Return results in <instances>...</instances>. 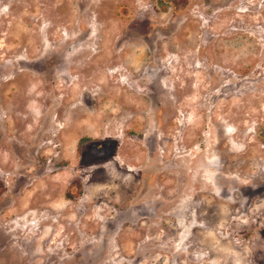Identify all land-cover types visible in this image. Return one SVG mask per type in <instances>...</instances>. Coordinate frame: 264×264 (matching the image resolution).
Instances as JSON below:
<instances>
[{
	"label": "rangeland",
	"instance_id": "rangeland-1",
	"mask_svg": "<svg viewBox=\"0 0 264 264\" xmlns=\"http://www.w3.org/2000/svg\"><path fill=\"white\" fill-rule=\"evenodd\" d=\"M0 264H264V0H0Z\"/></svg>",
	"mask_w": 264,
	"mask_h": 264
}]
</instances>
